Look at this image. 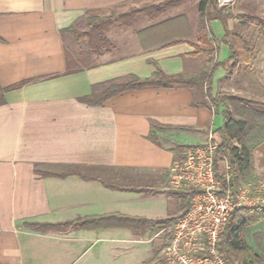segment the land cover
I'll use <instances>...</instances> for the list:
<instances>
[{"label": "crops", "instance_id": "0c3cea01", "mask_svg": "<svg viewBox=\"0 0 264 264\" xmlns=\"http://www.w3.org/2000/svg\"><path fill=\"white\" fill-rule=\"evenodd\" d=\"M164 1L0 0V84L28 80L8 90L0 105V264H167L164 247L174 223L160 221L183 210L170 168L186 147L206 142L223 117L216 124L203 86L129 89L101 105L81 100L94 85L101 91L111 80L150 76L149 59L167 73L198 71L201 33L217 39L220 59L224 26L201 21V0L158 17L138 11ZM114 12L135 15L108 31L115 48L95 55V65L67 73L61 29ZM235 19L239 33L246 36L253 26L263 36L253 22ZM228 23L232 29L233 18ZM249 42L255 56L241 71L239 93L264 102V41ZM225 73L223 66L214 91ZM255 154L257 179L264 178V142ZM84 218L101 219L46 231L34 225Z\"/></svg>", "mask_w": 264, "mask_h": 264}, {"label": "trees", "instance_id": "16d2710c", "mask_svg": "<svg viewBox=\"0 0 264 264\" xmlns=\"http://www.w3.org/2000/svg\"><path fill=\"white\" fill-rule=\"evenodd\" d=\"M186 1L166 0L158 4L144 6L138 11H146L147 15L158 17L165 11ZM199 9L200 19L204 24L214 19L222 22L225 30L222 40L228 44L230 49V56L226 61L218 60L219 45L217 39L211 34L201 33L199 36L201 44L195 48L194 54H207V57L198 71L167 73L156 60L149 59L150 63L155 66V71L150 76L141 77L132 74L125 81L111 80L105 83L101 91L98 89V85H94L92 92L82 97L81 100L91 105H101L116 94L129 89L180 85L205 87L207 98L205 104L215 114H222L223 117L222 124L213 128L211 132L214 141L219 144V149L215 154V170L223 182L224 189L228 186L238 187L242 182L258 178L255 171V148L264 142V102L240 94L216 92L213 89V78L215 71L220 66L226 68V73L221 81L236 78L254 58L255 51L246 37L229 27V19L236 17L230 8L218 7L216 0H201ZM132 14L114 12L108 15H87L62 28L61 33L66 44V72H75L95 65L93 62L95 55L99 56L104 52L113 50L115 44L108 36V31L116 21H119L123 26L131 24L132 18L135 16ZM236 18L253 22L264 35V15L244 13L238 14ZM83 20H86L85 26H81ZM69 35L75 39L76 45H83L81 43L85 41L86 47L75 51L71 50L67 43V36ZM27 81L8 87L0 84V105L6 103V92L8 90ZM225 158L230 162L228 175H223ZM178 193L183 202L182 213L179 216L163 219L160 222L175 223L191 208L195 190L178 191ZM100 219L84 218L71 223H36L34 225L46 231L68 224L85 226L93 223L98 225ZM130 219L143 223L153 222V220L146 218L131 217ZM262 220H264V206L234 209L217 243V251L227 263L264 264V258L247 243L245 237L247 227Z\"/></svg>", "mask_w": 264, "mask_h": 264}, {"label": "built area", "instance_id": "2783aa9c", "mask_svg": "<svg viewBox=\"0 0 264 264\" xmlns=\"http://www.w3.org/2000/svg\"><path fill=\"white\" fill-rule=\"evenodd\" d=\"M236 1L216 3L220 8H231ZM218 149L210 134L206 142L186 147L183 157L170 168V187L195 193L191 208L172 225L164 247L167 264H237L227 263L218 253L220 235L235 208L264 206V178L223 188L215 170ZM229 169L230 162L225 158L223 175H228Z\"/></svg>", "mask_w": 264, "mask_h": 264}, {"label": "rangeland", "instance_id": "374dc122", "mask_svg": "<svg viewBox=\"0 0 264 264\" xmlns=\"http://www.w3.org/2000/svg\"><path fill=\"white\" fill-rule=\"evenodd\" d=\"M242 5H243V7L245 5H249V6H246L248 8H246L247 10H245V8H242ZM230 9L233 11V13L236 15V17L242 11H249V12H252V13H255V11H256L257 13H259L260 9H262L264 11V0H240V1L237 0L236 3L234 4V6L231 7ZM251 9H253V10L251 11ZM242 14H244V13H242ZM236 17L233 18L234 24L232 26L233 27L232 30H235V31H237L239 29V28H237V25H238L239 22L235 19ZM82 23L83 24H81V26H85L86 25V20H83ZM232 23H230V25H232ZM78 27H79V25H78ZM253 28L254 27L252 26L246 31V36L243 35L242 33L241 34L244 37H246L247 40L249 39L250 41L255 42V43L257 42L259 45H261V43H262L261 40L264 41V35L263 36H259L258 34L255 33V30ZM223 36H224V33L222 32L221 40H222ZM67 37H68L67 43L69 44L71 50L75 51V50H79V49H81L83 47H86L85 41H83L81 43L83 45H78V44L76 45L75 44L76 41H75V39L73 37H71L70 35L67 36ZM220 45H221V47H220L221 49H220V54H219V58H220L219 60L220 61H226L228 59V57L230 56V53H229L230 49L227 46L228 44L225 43L223 40L220 42ZM226 46L228 47V52L227 53L225 52V51H227V47ZM206 57H207V54H202V56L200 58H197L196 61L199 62L198 64L200 66L203 65V62H204L203 60ZM221 67H223V66L218 67L217 70L214 73V78H213V82L214 83L218 82L216 80H217V76L220 75ZM240 76H241V73L236 78H233V79H230V80H227V81H221L220 80V83H219V85L217 87V90L221 91L223 93L240 94L239 93V89H240V85H241L240 84L241 83V77ZM263 82H264V80H263ZM253 83H254V81H253ZM217 115H218V117H216V124L218 123V121L220 119V116L222 117V114H217ZM181 204H182V202H181ZM255 224L249 225L247 227V230H246V233H245L246 241L248 242V244L250 246L251 245L253 246V249L259 255H261L262 258H264V221L259 223L257 226Z\"/></svg>", "mask_w": 264, "mask_h": 264}]
</instances>
